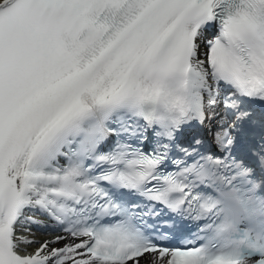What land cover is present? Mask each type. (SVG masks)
Returning <instances> with one entry per match:
<instances>
[{"label":"snow or ice","instance_id":"1","mask_svg":"<svg viewBox=\"0 0 264 264\" xmlns=\"http://www.w3.org/2000/svg\"><path fill=\"white\" fill-rule=\"evenodd\" d=\"M258 215L264 0H0V264H264Z\"/></svg>","mask_w":264,"mask_h":264},{"label":"clouds","instance_id":"2","mask_svg":"<svg viewBox=\"0 0 264 264\" xmlns=\"http://www.w3.org/2000/svg\"><path fill=\"white\" fill-rule=\"evenodd\" d=\"M254 221L255 222H258L260 224H264V215H258L254 218ZM252 221H250L248 218H242L241 221H240V225L238 226H244V225H248L249 227L252 226ZM257 234L261 235L262 237H264V230H261V229H254L253 232H252V235L253 236H256ZM236 243L239 244L240 242V238H234Z\"/></svg>","mask_w":264,"mask_h":264},{"label":"bare ground","instance_id":"3","mask_svg":"<svg viewBox=\"0 0 264 264\" xmlns=\"http://www.w3.org/2000/svg\"><path fill=\"white\" fill-rule=\"evenodd\" d=\"M52 235H55V233H53ZM29 238L30 239H32V238L39 239L41 242H43L44 239H49V238H51V236L50 235H44V234L39 233L38 236H35V237L29 236ZM37 246L38 245L33 244V245H22L21 247L25 248L26 251L31 252Z\"/></svg>","mask_w":264,"mask_h":264},{"label":"rangeland","instance_id":"4","mask_svg":"<svg viewBox=\"0 0 264 264\" xmlns=\"http://www.w3.org/2000/svg\"><path fill=\"white\" fill-rule=\"evenodd\" d=\"M31 235V234H30ZM35 236H38V233L36 232Z\"/></svg>","mask_w":264,"mask_h":264}]
</instances>
